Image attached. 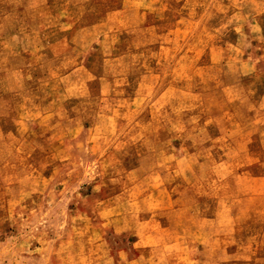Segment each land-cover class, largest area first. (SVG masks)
Instances as JSON below:
<instances>
[{
    "label": "rangeland",
    "instance_id": "rangeland-1",
    "mask_svg": "<svg viewBox=\"0 0 264 264\" xmlns=\"http://www.w3.org/2000/svg\"><path fill=\"white\" fill-rule=\"evenodd\" d=\"M0 264H264V0H0Z\"/></svg>",
    "mask_w": 264,
    "mask_h": 264
}]
</instances>
